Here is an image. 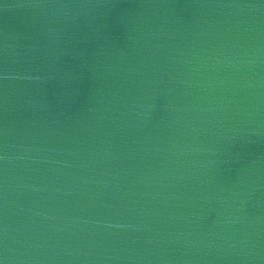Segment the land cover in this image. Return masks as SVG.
Instances as JSON below:
<instances>
[{"label":"water","instance_id":"water-1","mask_svg":"<svg viewBox=\"0 0 264 264\" xmlns=\"http://www.w3.org/2000/svg\"><path fill=\"white\" fill-rule=\"evenodd\" d=\"M0 264H264V0H0Z\"/></svg>","mask_w":264,"mask_h":264}]
</instances>
